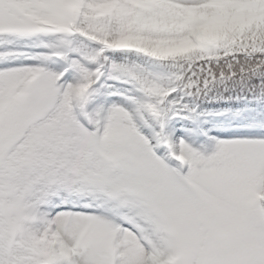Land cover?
<instances>
[{"label": "snow or ice", "instance_id": "6c2138e0", "mask_svg": "<svg viewBox=\"0 0 264 264\" xmlns=\"http://www.w3.org/2000/svg\"><path fill=\"white\" fill-rule=\"evenodd\" d=\"M0 264H264V0H0Z\"/></svg>", "mask_w": 264, "mask_h": 264}]
</instances>
